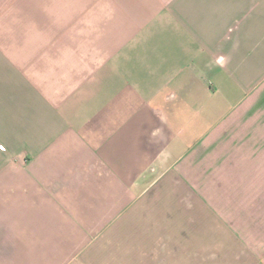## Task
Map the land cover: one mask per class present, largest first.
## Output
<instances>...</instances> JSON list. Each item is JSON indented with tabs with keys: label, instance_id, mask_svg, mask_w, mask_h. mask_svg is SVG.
I'll list each match as a JSON object with an SVG mask.
<instances>
[{
	"label": "crops",
	"instance_id": "crops-1",
	"mask_svg": "<svg viewBox=\"0 0 264 264\" xmlns=\"http://www.w3.org/2000/svg\"><path fill=\"white\" fill-rule=\"evenodd\" d=\"M263 92L264 0H0V264L115 262Z\"/></svg>",
	"mask_w": 264,
	"mask_h": 264
},
{
	"label": "rangeland",
	"instance_id": "rangeland-1",
	"mask_svg": "<svg viewBox=\"0 0 264 264\" xmlns=\"http://www.w3.org/2000/svg\"><path fill=\"white\" fill-rule=\"evenodd\" d=\"M261 98L218 140L229 156L250 151L251 164H188L187 181L171 186V200L156 195L145 215L129 222L139 232L124 234L122 256L102 261L264 264V92Z\"/></svg>",
	"mask_w": 264,
	"mask_h": 264
}]
</instances>
